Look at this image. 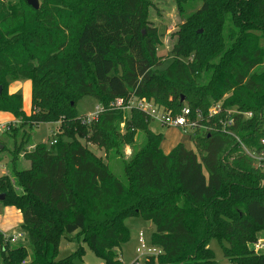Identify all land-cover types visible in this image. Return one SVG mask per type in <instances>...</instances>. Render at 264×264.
Instances as JSON below:
<instances>
[{"label": "trees", "instance_id": "obj_1", "mask_svg": "<svg viewBox=\"0 0 264 264\" xmlns=\"http://www.w3.org/2000/svg\"><path fill=\"white\" fill-rule=\"evenodd\" d=\"M179 1L200 3L199 17L217 0ZM149 2L39 0L35 10L25 0H0V112L28 128L21 136L29 145L11 151L12 174L0 176L1 203L20 212L29 249L0 234V264H73L83 256L81 242L104 264H122L129 217L155 227L150 244L162 254L144 264H219L211 239L227 243L229 264H264V253L251 247L264 231V167L241 146L263 149L264 0H226L218 23L225 14L230 23L179 39L162 71L158 31L146 23ZM22 80L31 83L29 115L22 95L8 93ZM133 95L175 114L200 111L209 128L190 135L194 149L178 144L164 154L145 113L109 108ZM83 97L105 108L89 125L76 113ZM216 103L221 111L206 121ZM230 109L240 114L221 124ZM58 121L61 133L49 146L30 143L32 129ZM138 131L147 142L122 162L124 181L80 142L120 156L116 147ZM20 154L27 168L15 166ZM74 233L78 247L58 259L61 237Z\"/></svg>", "mask_w": 264, "mask_h": 264}, {"label": "rangeland", "instance_id": "obj_2", "mask_svg": "<svg viewBox=\"0 0 264 264\" xmlns=\"http://www.w3.org/2000/svg\"><path fill=\"white\" fill-rule=\"evenodd\" d=\"M39 1V0H38ZM226 0H217L212 8V13L209 15L196 16V13L201 8L200 3H188L181 2L179 0H150L147 6V19L146 23L149 27L156 29L159 35V41L161 42L157 48V55L162 60V65L158 68L159 71L164 70L173 61V56L170 55L172 46H174L179 39L191 40L194 34H202L206 30V33L211 32L213 29L221 28L230 23V15L225 14L226 20L222 26H219L218 19L219 15L224 12V5ZM218 29V30H219ZM226 33V32H225ZM224 33V34H225ZM264 45V40L261 43ZM264 69V66L261 70ZM260 70V69H259ZM101 106L97 101L91 97H83L76 103V113L82 118V121L86 125L91 124L92 121L97 120V107ZM213 105H219L218 103ZM236 111L235 109L226 110L228 112ZM128 110H123V113L128 114ZM101 114V113H99ZM98 114V115H99ZM97 116V117H96ZM127 116V115H126ZM9 117L6 113H0V125H6L8 130L0 134V176L11 175V151L17 147L20 143L22 146H26L28 149L29 145H24L22 141L21 133L27 127H20L19 121L9 123L7 119ZM6 122V123H5ZM224 125V122H221ZM124 123L120 125V130L123 131ZM148 129L154 134H161L162 141L160 149L162 152L170 150L171 146L177 144H183L188 150L194 149L192 140L190 139V133L183 132L178 128L166 127L160 125L155 120H151ZM14 130V131H13ZM154 131V132H153ZM156 132V133H155ZM61 133V122L41 124L30 131L31 141L30 143L35 145L37 143H44L49 146L55 139V135ZM118 139V138H117ZM119 140V139H118ZM80 142L85 145L96 157L108 163L112 173L116 178L124 181V174L122 168V162H127L131 156L142 149L147 142L146 134L143 131H138L133 138L131 144L121 142L116 147L119 149L121 155L113 156L112 153L105 151L95 145L86 144L83 139ZM29 149H32L31 147ZM113 158V160H111ZM123 160V161H122ZM22 163H25L23 159H19L15 162V166L19 169H23ZM16 209L11 206H6L0 202V234H6L4 237L11 238L22 232L11 235L13 231H17L20 228V224L17 221V217L14 214ZM125 226L130 232V240L122 245V264H134L135 260L138 259L139 264H144L145 258L139 257L137 254V237L140 232L143 233L144 237L150 242L152 234L155 232V227L150 222H145L139 217H129L124 220ZM258 240H263V249L260 253H264V231L258 234ZM16 242L11 243L10 246L18 247L24 246L29 249L26 235L23 233L21 237H17ZM258 242V241H257ZM78 240L74 234L66 235L61 237L58 249V259H63L67 255L71 254L78 247ZM83 247L82 258H77L73 261V264H104V262L97 258L94 253L90 250L89 246L85 242H81ZM226 242L220 243L216 239H211L209 242V249L212 250L214 259L219 264H229L223 256V246H226ZM253 248V245H251ZM29 251V250H28ZM158 258V257H157ZM157 258L155 259L157 262Z\"/></svg>", "mask_w": 264, "mask_h": 264}, {"label": "built area", "instance_id": "obj_3", "mask_svg": "<svg viewBox=\"0 0 264 264\" xmlns=\"http://www.w3.org/2000/svg\"><path fill=\"white\" fill-rule=\"evenodd\" d=\"M109 108L114 110H128L131 111L136 109L145 113L151 120H155L162 126L178 128L183 132H188L192 135L196 130L207 131L208 126L204 124V116L200 111L192 112L189 108L184 107L181 109L180 113H171L170 111H166L163 108L159 107L152 101H147L144 98H138L136 96H130L126 99H115L113 102L110 103ZM105 108L103 106L97 107V113H103ZM221 111V107L219 105H213L209 108L207 112L206 121L208 119L214 117ZM97 114V116H98ZM234 114H240L238 111H231L228 112L229 119L224 125H231L232 124V116ZM243 118H250L252 115L251 113H241ZM96 116V117H97ZM9 128V127H8ZM7 124L0 125V134L8 130ZM245 154L248 155L253 161L260 167H264V138L261 139V146L263 149L260 151H254L248 149L241 145ZM17 237H21V234H17L11 238L4 237L5 242H15ZM263 249V240H258L257 243L253 244V250L256 253H260ZM137 254L139 257L147 259L153 258L156 259L162 254V250L150 244V242L144 237L143 233L140 232L137 237ZM144 261V263H145ZM134 264H139L138 259L135 260Z\"/></svg>", "mask_w": 264, "mask_h": 264}, {"label": "crops", "instance_id": "obj_4", "mask_svg": "<svg viewBox=\"0 0 264 264\" xmlns=\"http://www.w3.org/2000/svg\"><path fill=\"white\" fill-rule=\"evenodd\" d=\"M8 93L9 94L20 93L22 95V100H23L22 107H23V111L25 112L26 115H29V113L31 111V83H30V81H28V80H22V81H14V82H11L9 84V86H8ZM0 113H4V112H0ZM6 114H8V113H6ZM8 115H9V117H7L8 120H6V121H8L9 123H13V122L16 121V119H14L10 114H8ZM176 146H171L170 150H168L167 152H163V153L164 154H168ZM20 158L23 159L22 158V154H20ZM23 161L25 163H22V167L23 168H27L29 166V163L26 160H24V159H23ZM14 214L17 217L18 223L21 224L22 217H21L20 212L18 210H16L14 212ZM18 232H20V230L17 229V231H13L11 235H13V234L15 235V233H18ZM1 234L4 235V236L6 235L4 233H1ZM20 234H22V233H20ZM4 236H3V238H4ZM11 243H13V242H9L10 245H11Z\"/></svg>", "mask_w": 264, "mask_h": 264}, {"label": "water", "instance_id": "obj_5", "mask_svg": "<svg viewBox=\"0 0 264 264\" xmlns=\"http://www.w3.org/2000/svg\"><path fill=\"white\" fill-rule=\"evenodd\" d=\"M27 5L32 7L33 9L37 10L39 8V1L38 0H25ZM0 92H1V87H0ZM5 195L0 194V202L4 200Z\"/></svg>", "mask_w": 264, "mask_h": 264}]
</instances>
